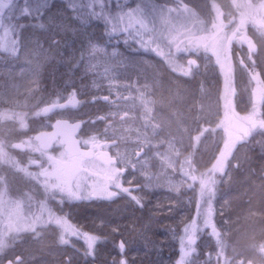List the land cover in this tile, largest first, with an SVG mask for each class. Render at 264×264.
<instances>
[{"label": "snow or ice", "instance_id": "6c2138e0", "mask_svg": "<svg viewBox=\"0 0 264 264\" xmlns=\"http://www.w3.org/2000/svg\"><path fill=\"white\" fill-rule=\"evenodd\" d=\"M97 24L99 37L88 31ZM37 29L48 50L25 34ZM69 32L81 40L74 65L83 64L86 72L103 67L97 74L108 81V94L94 95L92 102L103 101L110 110L88 121L56 112L81 103L75 91L66 104L56 99L30 108L28 103L39 91L40 67L29 57L58 50L64 45L57 36ZM120 45L160 58L167 79L156 71L141 84L138 73L137 85L129 84V95H122L112 73L133 62ZM0 53V59L24 55L32 75L23 92L14 83L0 85V264L34 261L28 247L42 245L46 235L57 246L53 256L63 257L59 264H134L128 259V226L96 217L93 227L110 231L93 233L77 222L76 213L86 201L118 197H127L134 205L127 210L135 212L146 207L148 192L161 187L193 193L187 207L194 205V213L171 229L179 240L172 264H264V226L253 228L246 242L237 235L242 220L264 219V210L253 208L249 198L246 211L218 222L215 207L218 185L251 165L249 153L257 149L264 179V0H137L134 5L62 0L59 7L54 0H0ZM202 67L213 73L211 102L198 101L196 89H185L191 103L186 111L177 108L181 77L199 76ZM198 91L209 95L206 79ZM137 108L139 115L130 116ZM50 112L60 118L29 128L31 116ZM130 120L143 121L134 138ZM22 129H28L26 139L18 136ZM16 150L26 152L27 163ZM249 172L255 175L256 169L250 166ZM109 243L107 252L99 247Z\"/></svg>", "mask_w": 264, "mask_h": 264}, {"label": "rangeland", "instance_id": "374dc122", "mask_svg": "<svg viewBox=\"0 0 264 264\" xmlns=\"http://www.w3.org/2000/svg\"><path fill=\"white\" fill-rule=\"evenodd\" d=\"M23 3L22 0H18ZM152 2H166V0H153ZM61 6V5H59ZM58 6V7H59ZM55 11V8L52 9ZM89 34L94 35L95 29H89ZM26 35L31 36L33 39H39L40 42L43 44L44 48L48 50V43L46 42V36L40 30H36L35 33L31 30H28ZM72 33L69 32L67 34L61 33V35L57 36L58 40H61L64 46L57 49L49 50V54L46 57H39L30 56L35 65V63H39V91L38 93L33 96L29 97L28 103L31 106L39 105V108H43L46 105L45 95L48 91L46 85L43 84V73L44 69L47 65L57 60H61L63 57L66 58L68 61L73 60V56L76 54V50L72 48L75 40L71 38ZM66 42V43H65ZM81 43V40H80ZM111 46V45H109ZM120 51L123 52L124 56L133 62L132 66L125 68L121 66L116 73H112L117 77V80L114 82V88H119V91L122 95H129L128 85H137L138 80V73L140 74L139 83L144 82V77H150L154 72L159 71L161 73V80L165 81L167 79L166 76V68L162 65V61L160 58L156 57L154 54L149 53H142L138 51H133L131 49L125 48L120 45ZM0 56H3L0 53ZM143 61H150L151 64L143 63ZM154 65V66H153ZM30 65L28 64L27 60L25 59L24 55L16 60L12 58L4 57L0 59V85L11 86L13 83L19 85L21 88V92H23L27 87L30 86V81L32 79V75L28 70ZM99 73L104 72V68L101 67L98 70L94 71H85V66L82 68L83 75L78 78L79 83V91L77 92L78 98L81 96H89L92 102V97L94 95H107L108 94V81L103 79L102 75H98ZM201 74L196 77H181L179 81V89L183 95V99L175 101V105L177 108L186 111V105H190L191 103V95L190 91L185 92V89L188 90H197L196 99L198 101H202L203 103L207 104L211 102V95L210 93L213 91L212 84H213V73L211 68L204 69L201 68ZM206 79V89L209 95H201L198 91L199 82L201 80ZM173 91L176 90L177 84L171 85ZM55 89V86H54ZM167 95V93H165ZM64 95V94H63ZM132 95H135L134 88L132 89ZM116 92L114 91L112 94V99H115ZM67 97V96H66ZM23 99V97H21ZM69 98V97H68ZM68 98L65 101H68ZM62 102V103H63ZM121 104L128 103L131 104V101H121ZM139 101H137V104ZM99 105L104 107V114L110 110V106L103 102L99 101ZM37 108L36 110H39ZM111 110L115 111L113 107ZM93 111V105L88 103L85 104V107L82 110H75L74 112H64L67 116L75 117L80 115H86ZM139 109H134L130 111V116H138ZM60 118L58 115H54V117ZM67 118V117H66ZM126 120L129 119L128 117L125 118ZM48 120V119H47ZM41 121L36 116H31L28 120L29 128H36L39 126ZM143 123L142 120L137 121H129L128 127L132 128L133 131L131 135L133 138L135 137V129L139 128ZM26 133H28V129H22L18 131V136L20 139H26ZM195 135V133H193ZM211 148V144L208 145ZM18 154V158L24 160L27 163V156H23L26 154L24 151L16 150ZM255 153H258V149L249 153V156L252 157V163L249 165L248 163L244 164V168L237 172H245V170H249V167H253L256 164V157ZM259 157V156H258ZM206 159V158H205ZM236 175V171L233 172L232 176ZM250 174V173H249ZM258 176V175H257ZM260 177V176H258ZM247 180H252V176H248ZM253 191L255 192L254 196H256L255 200L258 198L257 195L259 194L258 186H252ZM224 189L221 191L219 195V205L216 207L217 209V217L218 222L222 221L223 219H227L228 216L232 215L234 212H237L241 209L248 208V202L245 207L241 208V204H234V199H231L229 195L228 188L223 187ZM193 196V193L190 190L182 188L180 192H169L166 187H161L156 189L153 192H148L145 197V203H153L150 207L153 208V216L151 213H147L148 219L142 215L140 220L135 225V230H133V225L128 226V232L126 234V239L131 241V245L129 248L128 254L131 255L132 259L136 260L141 258L147 263L145 264H162L163 262L166 264L168 262V253L170 250H174L176 248V244L179 242L177 237H174L172 234L171 229H176L180 224L181 220L184 219L187 215H189V208L188 199L189 197ZM253 196V194L251 195ZM248 197L247 199H249ZM235 199L239 200L236 196ZM259 199V198H258ZM251 200V198H250ZM227 201V203H226ZM252 202V201H251ZM253 208L260 209L258 203L253 202L251 204ZM224 211V216L221 217L219 215V211ZM152 210V209H151ZM152 215V216H151ZM235 219V216H233ZM120 225H126V223H119ZM99 225V224H98ZM147 225V227H143ZM264 226V219L259 217H253L250 220H242L240 224V229L237 235L239 236L241 242H246L247 237L251 234V230L253 228H259ZM99 229V228H98ZM102 230V229H99ZM103 230L110 231L109 229L105 228ZM118 236V234H115ZM75 241V239H74ZM80 245V242H76ZM53 237L46 235L44 243L42 245L32 244L28 247V251L31 252L36 259L34 261H30L29 264H51L55 260L63 259L62 256H53V252H55L54 247L52 246ZM25 255H28V252H25Z\"/></svg>", "mask_w": 264, "mask_h": 264}, {"label": "trees", "instance_id": "16d2710c", "mask_svg": "<svg viewBox=\"0 0 264 264\" xmlns=\"http://www.w3.org/2000/svg\"><path fill=\"white\" fill-rule=\"evenodd\" d=\"M54 2L57 7L59 5H62V0H54ZM111 2L115 4L117 0H111ZM119 2L134 5V3L137 2V0H119ZM20 4H22L21 1H20ZM89 29H95L94 35L96 37H99L101 35V31H102L101 25L97 24L93 27H90ZM71 38L75 40V43L73 44L72 48L76 50V54L73 56V60L75 58V60L78 61L79 55H80V49H81L80 39L74 36L73 34L71 35ZM73 60L70 62L66 58L64 59L63 57L60 61L57 60L55 62L50 63L49 65L45 67L44 73H43V80H42L43 84L46 85L48 88V91L46 92V95H45L46 97L45 101L59 99L60 102L62 103L64 100H66L71 95L73 91H75L76 93L79 91L80 88H79L78 78H80L83 75L82 68L84 65L81 64L79 67H76L73 63ZM54 86H55V89H54ZM79 100L81 101V103L76 108L68 107L66 109H57L56 112H67V111L74 112L75 110L76 111L82 110L85 107V104L88 103L90 105H93V111H91L89 114H86V115L75 116L74 118L71 117V119H74V120L82 119L84 121H88L89 118L94 119L97 115L104 114V107H101V105H99V101L91 102L90 97L86 95L79 97ZM54 115L55 113L50 112L48 113L47 116L42 115L37 118H39V121L53 122V120L57 118L56 116L54 117ZM49 118H51L50 121H49ZM97 124L101 125V131H102L103 130L102 122L97 121ZM255 155H257V157L255 158L256 164L254 166V168L256 169V174L255 175L251 174L249 170L247 169L245 170V173L236 171V176H234L235 179H233L234 181L232 185L231 184L225 185L223 184V182L219 184L217 198L215 201V207L219 205V202H220L219 195L221 194V191L224 189L223 187H225V188H228L231 199L235 200L234 204L239 203L242 205L241 208H243L245 207L247 202L249 203V199L247 198L250 197L252 201L251 204H253V202H255L256 204L257 202L260 209L264 210V179H262L260 176V158L258 157L259 154L255 153ZM257 175L260 177H258ZM248 176H252V180H247ZM255 185L258 186L260 190L259 191L260 195H257L259 199L257 198L256 200H255L256 196H254L256 194H254L255 192L253 191L254 187H252ZM252 194L253 196H251ZM235 196L238 199H240V201L235 199ZM151 204L153 203H150V202L146 203L145 208L143 209L137 208L135 212H132V211L127 210L131 207H134V205L129 203V200L127 197L125 198L118 197L113 202H102V201L87 202L86 201L84 202V205L81 206L80 211L76 213V220L77 222L81 224L85 223L86 228H87V225L88 226L91 225L92 219L96 217L111 219L117 224L126 223V226H132V225H135L134 224L135 222L137 223L139 221L138 219L139 213L144 214V216L146 217V220L148 219L147 213H151L153 216H155L153 214V208H151L152 210L150 209V207L152 206ZM194 210L195 209L193 205L192 209L188 210L189 214L194 213ZM216 219L218 221V217H216ZM92 231L93 233H96V231L94 230ZM98 231H103L105 233L109 232L103 229L98 230ZM178 245H179V242L175 245L176 248L174 250H170L169 252H167L168 262L166 264H172V262H174V260L178 258ZM52 246L54 247L56 251L57 246L55 244H52ZM99 247L103 249L105 252H107L108 250H111V243H109L107 246L100 245ZM130 256L131 255L128 254V259L134 260ZM145 263H147V261L144 262L140 258H138L137 261L134 260V264H145ZM51 264H59V260H55ZM162 264H165V263L163 262Z\"/></svg>", "mask_w": 264, "mask_h": 264}, {"label": "flooded vegetation", "instance_id": "af4514ba", "mask_svg": "<svg viewBox=\"0 0 264 264\" xmlns=\"http://www.w3.org/2000/svg\"><path fill=\"white\" fill-rule=\"evenodd\" d=\"M53 121H54V120H53ZM23 156H27V155L25 154V155H23ZM244 173H245V172H244ZM234 176H236V175L234 174ZM234 176H232V179H231L230 181L223 182V184H225V185H227V184H228V185H230V184H231V185H232V184H233V181H234L233 179H235V177H234ZM82 225H84V226H85V223H84V224H82ZM72 239H73V240L75 239V242L79 241V242H80V245H79V246H80L81 248H83V247H84V243H83V241H82V240H76V238H75V237H73ZM69 249H70V250H69ZM68 251H69V252H71V251H72V249H71V248H68Z\"/></svg>", "mask_w": 264, "mask_h": 264}, {"label": "bare ground", "instance_id": "6f19581e", "mask_svg": "<svg viewBox=\"0 0 264 264\" xmlns=\"http://www.w3.org/2000/svg\"><path fill=\"white\" fill-rule=\"evenodd\" d=\"M142 215L144 216V214H141V213H139V215H138V219L140 220V218L142 217ZM99 224V221H97V225ZM87 229H90V230H94V231H96V232H98V228H94L93 227V224L91 223V225H87ZM141 259V258H140ZM142 261H144L145 262V260H143V259H141Z\"/></svg>", "mask_w": 264, "mask_h": 264}, {"label": "water", "instance_id": "95a60500", "mask_svg": "<svg viewBox=\"0 0 264 264\" xmlns=\"http://www.w3.org/2000/svg\"><path fill=\"white\" fill-rule=\"evenodd\" d=\"M77 99L79 100L78 96H77ZM63 103H65V104H66V103H67V101H65V102H63ZM69 107H71V106H69ZM56 119H57V118H56ZM75 120L79 121V120H82V119H75ZM54 121H55V120H54ZM54 121H53V122H54Z\"/></svg>", "mask_w": 264, "mask_h": 264}]
</instances>
